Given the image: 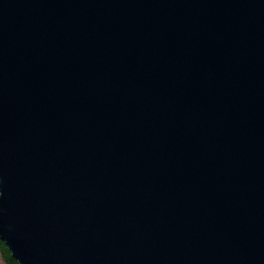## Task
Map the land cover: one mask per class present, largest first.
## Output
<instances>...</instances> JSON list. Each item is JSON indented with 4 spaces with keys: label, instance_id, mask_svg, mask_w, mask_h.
Listing matches in <instances>:
<instances>
[{
    "label": "water",
    "instance_id": "95a60500",
    "mask_svg": "<svg viewBox=\"0 0 264 264\" xmlns=\"http://www.w3.org/2000/svg\"><path fill=\"white\" fill-rule=\"evenodd\" d=\"M0 241L264 264V0H0Z\"/></svg>",
    "mask_w": 264,
    "mask_h": 264
},
{
    "label": "trees",
    "instance_id": "16d2710c",
    "mask_svg": "<svg viewBox=\"0 0 264 264\" xmlns=\"http://www.w3.org/2000/svg\"><path fill=\"white\" fill-rule=\"evenodd\" d=\"M0 258L5 264H17L3 242L0 241Z\"/></svg>",
    "mask_w": 264,
    "mask_h": 264
},
{
    "label": "rangeland",
    "instance_id": "374dc122",
    "mask_svg": "<svg viewBox=\"0 0 264 264\" xmlns=\"http://www.w3.org/2000/svg\"><path fill=\"white\" fill-rule=\"evenodd\" d=\"M0 264H5L1 258H0Z\"/></svg>",
    "mask_w": 264,
    "mask_h": 264
}]
</instances>
